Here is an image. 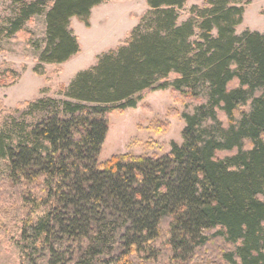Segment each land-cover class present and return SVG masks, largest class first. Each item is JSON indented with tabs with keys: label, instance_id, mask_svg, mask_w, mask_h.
I'll return each mask as SVG.
<instances>
[{
	"label": "trees",
	"instance_id": "obj_1",
	"mask_svg": "<svg viewBox=\"0 0 264 264\" xmlns=\"http://www.w3.org/2000/svg\"><path fill=\"white\" fill-rule=\"evenodd\" d=\"M106 1L22 2L0 35L49 6L43 76L80 50L71 18L89 27ZM187 1L146 0L127 38L60 88L65 99L2 108L0 238L19 264H178L211 242L228 264H264V33L236 34L242 0H203L178 21ZM17 78L0 71V87ZM164 89L183 105L182 143L98 162L108 115Z\"/></svg>",
	"mask_w": 264,
	"mask_h": 264
},
{
	"label": "rangeland",
	"instance_id": "obj_2",
	"mask_svg": "<svg viewBox=\"0 0 264 264\" xmlns=\"http://www.w3.org/2000/svg\"><path fill=\"white\" fill-rule=\"evenodd\" d=\"M31 1L34 0H0V32L16 18L21 3ZM202 1L188 0L179 10L178 21L186 19L190 7L201 5ZM245 1L242 0L244 13L235 28L236 34L246 29L264 33V0ZM147 9L146 0H110L91 9L89 27L71 18L70 28L80 50L65 66L45 64L43 76L35 74L33 67L45 46V14L49 6L26 21L23 30L13 37L0 35V71L12 69L18 74L14 84L0 87V112L2 108L13 110L18 102L36 98L65 99L60 88L67 86L77 72L93 65L99 54L123 42ZM59 66L63 68L61 71H57ZM182 106L170 89H164L145 93L135 108L113 111L108 115V130L98 162L121 153L167 154L173 142L182 143ZM0 191L2 196L11 192L3 187ZM218 248L219 244L211 242L197 250L189 261L178 264H228ZM0 264H19L18 249L7 235L0 238Z\"/></svg>",
	"mask_w": 264,
	"mask_h": 264
},
{
	"label": "crops",
	"instance_id": "obj_3",
	"mask_svg": "<svg viewBox=\"0 0 264 264\" xmlns=\"http://www.w3.org/2000/svg\"><path fill=\"white\" fill-rule=\"evenodd\" d=\"M71 59V58H70ZM70 59L68 60V61H66L65 63H62V65H64L65 66V64H67L69 61H70ZM63 66V67H64Z\"/></svg>",
	"mask_w": 264,
	"mask_h": 264
}]
</instances>
